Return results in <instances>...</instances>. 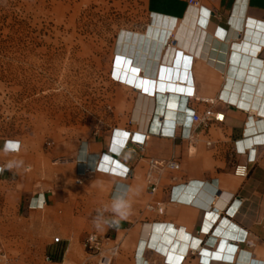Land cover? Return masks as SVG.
I'll return each instance as SVG.
<instances>
[{
    "label": "crops",
    "instance_id": "obj_1",
    "mask_svg": "<svg viewBox=\"0 0 264 264\" xmlns=\"http://www.w3.org/2000/svg\"><path fill=\"white\" fill-rule=\"evenodd\" d=\"M145 12L143 27L121 33L128 35L123 53L138 64L143 88L155 93L112 75L128 95L125 122L79 144L66 164L78 193L73 199L43 190L30 201L28 170L7 164L2 147L0 230L4 213L30 232L42 213L43 234L59 236L45 247L54 264H97L99 257L82 246L91 233L111 254L110 264H264V0H203L201 9L187 0H146ZM178 86L181 117L165 115L163 135L151 132L157 109L167 114ZM190 94L195 99L185 101ZM209 109L223 123L188 132L187 112ZM174 126L183 138L178 131L165 136ZM153 161L178 168L155 169L151 192L146 178ZM247 162V178H236L234 168ZM8 186L11 205L1 190ZM118 200L128 201L119 216L112 210Z\"/></svg>",
    "mask_w": 264,
    "mask_h": 264
},
{
    "label": "rangeland",
    "instance_id": "obj_2",
    "mask_svg": "<svg viewBox=\"0 0 264 264\" xmlns=\"http://www.w3.org/2000/svg\"><path fill=\"white\" fill-rule=\"evenodd\" d=\"M145 3L0 0L1 157L25 165L30 201L43 190L73 199L78 193L66 164L79 144L125 122L128 95L111 79L115 58L127 46L121 33L149 20ZM9 142L16 152L6 148ZM1 190L8 196L11 188ZM33 224L30 232L24 221L3 214L0 264H49L45 247L59 236L43 234L42 213Z\"/></svg>",
    "mask_w": 264,
    "mask_h": 264
},
{
    "label": "built area",
    "instance_id": "obj_3",
    "mask_svg": "<svg viewBox=\"0 0 264 264\" xmlns=\"http://www.w3.org/2000/svg\"><path fill=\"white\" fill-rule=\"evenodd\" d=\"M203 0H187L188 7H194V8H201V3ZM195 99L194 94H190L185 97V101ZM211 103V101H210ZM188 116V132H190L192 129H195L200 126H204L207 123L211 121L223 123V120L219 118V114L214 113L212 110H205L200 114H197L195 111L189 110L187 112ZM178 131L180 133V137L183 138L185 135L183 133V130H181V127L175 126L170 133H168L165 136L174 137L175 132ZM159 135H163V133H159ZM189 136V135H188ZM144 142L141 141L139 143H136V146L142 149ZM18 148V147H17ZM17 148L11 152H16ZM251 162H247L243 165H238L234 168L233 175L238 179H245L248 176L249 170H248V164ZM169 168V169H177L178 165L176 162L173 161H160V162H151L149 171L147 173L146 178V184L151 187V192L155 190L154 182H153V173L155 169H162V168ZM1 175V172H0ZM42 205H38L36 203L35 209H42ZM58 242V241H57ZM56 242V243H57ZM82 246L84 250L87 253L93 254L98 256V263L97 264H110L111 263V254L102 252V240L97 234L91 233L88 234L84 240L82 241ZM46 261L49 264H52L54 260L50 257H46Z\"/></svg>",
    "mask_w": 264,
    "mask_h": 264
},
{
    "label": "bare ground",
    "instance_id": "obj_4",
    "mask_svg": "<svg viewBox=\"0 0 264 264\" xmlns=\"http://www.w3.org/2000/svg\"><path fill=\"white\" fill-rule=\"evenodd\" d=\"M243 6V5H242ZM199 9H201V8H199ZM198 14V13H197ZM198 16V15H197ZM252 35H253V32H252ZM247 38H248V36H246ZM252 38V37H251ZM248 45V44H247ZM242 46H244V44L242 45ZM245 47V46H244ZM238 48H239V46H238ZM243 48V47H242ZM246 48H247V46H246ZM126 50V49H125ZM250 50V49H249ZM124 51V50H123ZM175 51V50H174ZM247 51V50H246ZM244 52V51H243ZM250 52V51H249ZM126 53H127V51H126ZM182 54V53H181ZM185 55V54H184ZM178 57V56H177ZM182 57V56H181ZM187 57V56H186ZM174 59V58H173ZM178 59V58H177ZM187 59V58H186ZM178 60H180V59H178ZM181 61H183V60H181ZM113 63V62H112ZM138 63V62H137ZM175 63V62H174ZM115 65H114V77H115V75H117L116 76V79L118 80V82L120 81V82H122V83H124V84H126V85H130V86H132V87H136V88H138V87H140L141 88V90H142V93H146V94H154L155 92H153L152 90H151V86H150V89H144L143 88V86L142 85H144V83L142 84V82H143V75H140L139 74V72H140V70H137V67L136 66H138V64H136V66H134V64L132 63V60H130V59H128L127 58V56H126V54H124V53H122V54H120L119 53V55L115 58V63H114ZM181 64V63H180ZM183 64V63H182ZM181 64V65H182ZM113 66V65H112ZM171 67V66H170ZM182 67H183V65H182ZM175 68V67H174ZM179 68V67H178ZM113 69V68H112ZM173 69V68H172ZM162 70V69H161ZM178 70V69H177ZM168 71H169V69H168ZM174 71V70H173ZM159 72V71H158ZM131 73H133L134 75L135 74H137V76L138 77H134ZM160 73V72H159ZM163 73V72H162ZM112 74V73H111ZM178 75V74H177ZM176 75V76H177ZM136 76V75H135ZM157 76V75H156ZM162 76V75H161ZM185 76H186V74H185ZM170 77V76H169ZM147 78V77H146ZM152 79V78H151ZM159 79H160V77H159ZM178 79V78H177ZM185 79V78H184ZM187 79V78H186ZM139 80H141V83H139ZM165 80V79H164ZM174 80V79H173ZM163 81V80H162ZM180 81V80H179ZM191 82V81H190ZM232 82V81H231ZM176 83V82H175ZM174 83V84H175ZM184 83H185V81H184ZM188 83V82H187ZM169 84H170V82H169ZM172 84H173V82H172ZM179 84V83H178ZM155 85V84H154ZM162 85H163V83H162ZM165 85V84H164ZM169 86V85H168ZM167 86V87H168ZM163 87H165V86H163ZM166 87V88H167ZM183 87V86H182ZM146 88V87H145ZM162 88V87H161ZM161 88H160V90H161ZM173 88V87H172ZM231 88V87H230ZM154 89H155V87H154ZM165 89V88H164ZM169 89V88H168ZM168 89H166V90H168ZM176 89V90H175ZM174 91L172 92L173 94L171 95V100H173V103H172V101L170 102V105H169V109H168V111H167V114H165V109H163V108H161V107H159V109H157V113L159 114V117H154V121H153V123H152V128H151V132H155V133H161V129H162V125H163V122L164 121H162V119H161V117H163L164 118V116L165 115H167V118L169 117V115L170 114H174V116H175V118L176 117H181V112H180V110L182 109V108H179L178 107V105H179V100H180V96H175L174 94H175V92L177 91V93H179L180 92V86H178V89L177 88H174L173 89ZM140 91V90H139ZM163 92V91H162ZM170 92V91H169ZM169 92H167V93H169ZM165 93V92H164ZM182 93V92H181ZM181 93H179V94H181ZM225 93V92H224ZM229 95V94H228ZM153 96V95H152ZM149 97V96H148ZM155 97V96H154ZM184 98V97H183ZM175 101H177V102H175ZM171 110V111H170ZM173 110V111H172ZM165 120V119H164ZM175 127V126H174ZM166 132V131H165ZM162 133H164V130H163V132ZM167 133V132H166ZM105 158V157H104ZM108 160V159H107ZM207 200H209V199H207Z\"/></svg>",
    "mask_w": 264,
    "mask_h": 264
},
{
    "label": "clouds",
    "instance_id": "obj_5",
    "mask_svg": "<svg viewBox=\"0 0 264 264\" xmlns=\"http://www.w3.org/2000/svg\"><path fill=\"white\" fill-rule=\"evenodd\" d=\"M11 170V169H9ZM128 207V201H124V200H118V201H115L112 205V210L114 212L117 213V215H121L125 209ZM105 225L104 224H100L98 225L97 227L98 228H101V227H104ZM115 227L118 228V221H116V224H115Z\"/></svg>",
    "mask_w": 264,
    "mask_h": 264
},
{
    "label": "trees",
    "instance_id": "obj_6",
    "mask_svg": "<svg viewBox=\"0 0 264 264\" xmlns=\"http://www.w3.org/2000/svg\"><path fill=\"white\" fill-rule=\"evenodd\" d=\"M56 260V259H55Z\"/></svg>",
    "mask_w": 264,
    "mask_h": 264
}]
</instances>
